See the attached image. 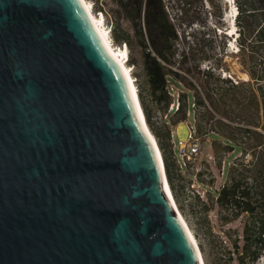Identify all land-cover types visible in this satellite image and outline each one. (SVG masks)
<instances>
[{"label":"water","instance_id":"1","mask_svg":"<svg viewBox=\"0 0 264 264\" xmlns=\"http://www.w3.org/2000/svg\"><path fill=\"white\" fill-rule=\"evenodd\" d=\"M165 175L83 1L0 0V264H202Z\"/></svg>","mask_w":264,"mask_h":264},{"label":"rangeland","instance_id":"2","mask_svg":"<svg viewBox=\"0 0 264 264\" xmlns=\"http://www.w3.org/2000/svg\"><path fill=\"white\" fill-rule=\"evenodd\" d=\"M162 1L176 35L157 42L169 60L161 59L165 71H174L166 76L164 91L147 71L152 59L146 55L151 46L144 7L140 23L148 50L141 46L132 19L125 11L116 12L114 0H93V8L102 11L113 37L116 26L130 33L115 43L119 49L128 45L148 125L169 158L174 197L205 263L264 264V245L255 256L259 244L248 239L256 236L257 219L264 218V153L253 148L260 138L256 132L264 136V85L259 86L264 84V0ZM190 125L203 137V145L186 165L177 162L172 140H186ZM240 179L244 184L236 187L250 192L243 202L257 206L255 215L243 210L242 198L220 200L222 189Z\"/></svg>","mask_w":264,"mask_h":264},{"label":"trees","instance_id":"3","mask_svg":"<svg viewBox=\"0 0 264 264\" xmlns=\"http://www.w3.org/2000/svg\"><path fill=\"white\" fill-rule=\"evenodd\" d=\"M114 1L118 5V10H116V12L121 13L122 11H125L126 16L132 19L134 23L135 31L138 34V36L141 38V46L145 50H148L149 47H148L146 39L144 38L143 28L140 23V19L142 16V9L144 7V19H145V24L148 28V35H149L148 40L151 46V50L150 51L148 50V53H146V55L148 58L152 59V64H149L147 62V71L149 73L148 75L152 83L153 82L159 83L160 85L159 89L164 91L166 76L174 71L172 69L168 70L170 73L165 71V65L162 63L161 59L167 63H169V60L167 59L165 54L158 49L157 42L158 41H160L161 43L166 42L167 40L175 38L176 35H175V32L172 30V26L168 22L167 14L164 10L163 1L162 0H114ZM106 22L110 26L109 22L108 21ZM169 27L171 29L170 31H169ZM110 28H111V37L113 38L114 42L115 40L119 41L120 39L126 40L129 38L130 33L125 29L118 28V26L115 27L114 37H113L112 26H110ZM244 44L245 43H242L243 46H245ZM153 52H156V54H153ZM130 63H131V58H130V53H129V64ZM263 74H264V71H263ZM254 78H258V77H254ZM225 79L227 78L225 77ZM262 85L264 84L259 85L261 86L260 88H262ZM262 96H263V106H264V93L262 94ZM143 108H144L146 118L149 120V116L147 115L146 109L145 107ZM247 132L250 133L251 130L247 129ZM256 134L259 135L260 138L257 139L255 144L253 145V148H256L257 150H259V153L261 152L263 154L264 153V136L260 132H256ZM162 150H163V158L165 162V168H166L168 180H169L170 186L173 189L171 164L169 163V158L165 152V149L162 148ZM239 182H241V185L244 184V181L240 179L237 182L233 181L230 186H225L220 193V200L224 201V199H233L237 201V199L242 198L240 200H241V203H243L241 205H244L243 210L249 211L251 214L255 215L256 213H258L257 206L252 204L250 200L243 202L245 201L244 198L250 199L251 197H250V192L243 191V189L241 188L237 189L236 186L238 185ZM255 223L257 224V228H256L257 232L255 233L256 236L254 237L250 236L248 239H251L252 241L256 239L254 244L255 245L259 244V246H257L254 250V255L256 256L261 246L264 245V218L263 216H260Z\"/></svg>","mask_w":264,"mask_h":264},{"label":"bare ground","instance_id":"4","mask_svg":"<svg viewBox=\"0 0 264 264\" xmlns=\"http://www.w3.org/2000/svg\"><path fill=\"white\" fill-rule=\"evenodd\" d=\"M83 3L85 4L88 12H89V15L91 16L98 32L100 33L103 41L105 42L106 46L108 47V49L110 50V52L113 54V56L118 60V62L121 64L125 74H126V77H127V80L129 82V86H130V89H131V93H132V96H133V99L137 105V108H138V111H139V114L141 116V119L146 127V129L148 130L152 140L154 141L155 145H156V148L158 150V154H159V158H160V161H161V164L163 166V171L165 173V163H164V159H163V153H162V150L159 146V143L157 141V139L155 138L154 134L152 133L149 125H148V122H147V118H146V115H145V112H144V108H143V105H142V102H141V98H140V95H139V91H138V86H137V82H136V76L133 75V66H131L127 61H126V51H127V46L120 48L117 47L115 44H113L112 42V37H111V34L109 32V29L106 28V26L103 24V16L102 14L103 13H99V15H96V13L94 12L95 9L93 8L94 6V3H93V0H82ZM232 2V0H230ZM236 12V9L234 6H232V13L231 14H235ZM231 24H232V28L230 29V33L229 34H233L235 32V26H234V21L231 20ZM232 46H234V43L232 42L231 43ZM126 50V51H124ZM165 181L167 183V186L169 188V191L171 193V196H172V199L174 201V204L176 206V209L179 213V215L181 216L182 220L184 221L185 225L187 226L189 232H190V235L193 239V241L195 242V244L197 245L198 247V250H199V254H200V257H201V261H202V264H206L205 263V260H204V257H203V254H202V251H201V248L198 244V242L196 241L195 239V236L191 230V228L189 227L188 223L186 222L185 220V217L183 215V213L181 212L178 204H177V201L174 197V194H173V191H172V188L170 186V183H169V180L168 178L166 177L165 175Z\"/></svg>","mask_w":264,"mask_h":264},{"label":"built area","instance_id":"5","mask_svg":"<svg viewBox=\"0 0 264 264\" xmlns=\"http://www.w3.org/2000/svg\"><path fill=\"white\" fill-rule=\"evenodd\" d=\"M172 142L177 148L175 152L177 162L182 160L187 165L191 164L196 155L200 153L203 145V137L198 135L195 126L190 125L186 140H178L177 143L172 140Z\"/></svg>","mask_w":264,"mask_h":264}]
</instances>
